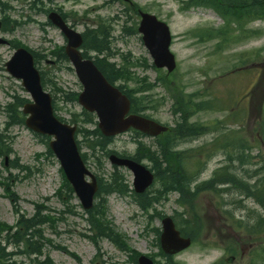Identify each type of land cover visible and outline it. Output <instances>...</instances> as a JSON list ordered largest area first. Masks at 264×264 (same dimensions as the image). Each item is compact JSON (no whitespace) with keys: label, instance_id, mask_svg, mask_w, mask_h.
<instances>
[{"label":"rangeland","instance_id":"1","mask_svg":"<svg viewBox=\"0 0 264 264\" xmlns=\"http://www.w3.org/2000/svg\"><path fill=\"white\" fill-rule=\"evenodd\" d=\"M179 1L133 0L143 10L165 21L170 27L173 37L171 49L175 53L178 63L176 74L171 79L176 80L179 88L184 87L186 93H197L199 95L197 100H207L206 104L211 109L226 108L224 111L203 112L198 115L197 119L203 121L206 126L215 125L216 121L223 122L222 127L219 126L220 131L208 133L202 141L211 142L224 133L230 134V132L239 130L238 133L235 132L234 136H239V139L250 143V138L257 133L256 119L258 117L255 111L251 112L249 93L254 89L258 76L261 74L258 64L264 61V32L259 36L228 44L219 45L218 39L201 40L188 35V32L198 27L218 29L223 26V21L210 10L198 9L182 13L179 10ZM0 2V20L8 14L11 20L20 22L19 28L13 33H4L0 29V39L11 43L20 42L31 50L44 51L45 54H49V51L55 47L66 44L64 37L56 28L45 26L46 15L29 10L23 0H0ZM52 5L62 8V11L68 16V22L79 33L94 26V21L98 19L113 26L111 50H117L119 54L123 55L131 54L136 59L144 58L150 63L151 59L139 34L128 37L124 36L122 32L126 18L123 13L124 5L113 2V0H56ZM116 17L117 21H113ZM134 20V18L129 19L128 26L133 25ZM248 30L263 31L264 22H250ZM246 35L247 33L241 37ZM217 48H221V50H217ZM13 50L11 44L0 45V133L12 141L11 147L15 156L19 159L20 164L28 166L30 171L18 169L6 171L3 162L6 167L9 166L8 161L12 160L14 156H8L5 159L0 155V182H4L7 178L16 182L13 191L19 197L18 208L28 217L34 214V205L39 204L47 207V212L50 215L61 217V214L66 212V208L55 196L61 182L58 163L54 158H46V146L42 139L36 137L24 125L15 124L6 130V124L9 121L4 107L11 102V96L28 99L20 82L9 77L4 70V63L10 58ZM248 54L255 56L254 61H250ZM47 59L54 60L53 56L47 57ZM113 61L117 60L113 59ZM42 65L48 72V78L56 83L57 87L65 92L81 91L74 72L68 69L70 65L62 61L58 65H47L45 62ZM242 65L245 68H240L243 67ZM133 71L138 77L146 76L150 82L159 76L153 70L142 67L134 68ZM129 85L130 87L136 86L132 82ZM50 88L51 86L48 87V89ZM153 94L158 95V98L166 97L168 102L156 114V117L162 123L171 124L173 120L169 113L171 103L168 95L161 87H157ZM57 97L60 107L58 114L65 120L69 121L72 114L81 112V107L77 102H69L64 94H57ZM234 136L229 135L219 141L224 142L225 139L231 141ZM144 141L146 144L150 143L147 139ZM255 146L244 149L243 152L233 150V147L230 146L231 152L235 155L243 154V157H231L230 161L224 155L223 150L217 151L213 159L206 164L205 170L198 180L190 183V188L194 189L195 184L208 179L216 168L224 164H229L233 174L242 177L244 182L249 179V176H252L251 184H261L264 182V146L263 148ZM109 148L118 153L132 154L135 150L132 135L127 134L115 138ZM83 152L90 154L88 149H83ZM143 163L148 165L146 161ZM88 167L96 172L93 158L88 162ZM110 168L106 160V166L101 173L107 174ZM188 170H191V165ZM122 172L131 187L132 175L125 170ZM3 192V187L0 185V222L12 225L15 216L12 205L5 198ZM232 196V198L243 200L246 208L254 210L264 217V208L259 207L252 199H247L243 195L239 196L238 193H233ZM177 197V194L170 195L169 201L157 206V210L166 216H173L175 211L181 212L182 209L175 202ZM224 198H231L230 194L224 195ZM217 201L209 193L199 194L196 200V209L200 215L197 214L202 218L203 226L198 239L200 244L199 246L193 245L187 250L171 256L172 263L212 264L220 258L223 247L220 244V236L231 229V222L221 219V215L216 213H221ZM70 205L71 210L76 213L81 212L80 209H77L79 202L76 198L71 201ZM234 214L245 218L247 211L234 210ZM106 215L112 228L125 236L124 240L132 250L145 256L154 257L157 264H169L168 260L160 255L158 248L157 230H161V223L154 211H149L150 218H147L148 215H144L129 197L122 199L111 195L107 198ZM63 218L57 224L55 230L57 234L46 228L45 236L55 245L66 248L69 253L75 254L80 261L63 251L52 248L44 249L45 255L55 264H135L128 259L130 255L127 252L120 251L105 238L101 239L95 247L87 237L91 233L88 232L89 225L84 218L80 216H63ZM215 232H217L216 236ZM205 245L207 247H203Z\"/></svg>","mask_w":264,"mask_h":264},{"label":"trees","instance_id":"2","mask_svg":"<svg viewBox=\"0 0 264 264\" xmlns=\"http://www.w3.org/2000/svg\"><path fill=\"white\" fill-rule=\"evenodd\" d=\"M43 1L52 2L53 0H34V3H37L40 7L34 5L33 8L38 10L43 9ZM198 8L210 9L224 21V25L220 28H211L206 31V37L208 39H218L219 45L228 44L230 42H241L249 37L259 36L264 32V30H248L250 22L264 21V0H180V11L186 12ZM123 30L126 33H131L133 31L125 28H123ZM133 32H135V29ZM235 33L237 36H235ZM245 33H247V35L241 37ZM83 38V48L97 53L95 58L96 64L105 78L110 83L116 81L127 83L126 86H124V92L131 100L132 109L134 111H141L142 109L139 110L138 106L141 107L146 99L143 97L138 98L136 97V94L146 90L149 91L153 85L148 84L145 79L140 80L136 78L131 72L133 67L140 65L139 62L137 60L133 61L130 55H120V64L109 61L110 58L116 56V53H112L110 50V34L102 24H99L96 29H88L84 33ZM89 41H93L95 44L90 46ZM217 50H221V48H217ZM53 55L57 56L59 60H65L62 50L53 52ZM99 56L103 57L99 58ZM257 57H259V54H257ZM39 58L40 57L38 56L37 61H39ZM142 65L147 66L145 61H143ZM260 65L261 74L258 78L257 87L252 92V101L253 99L257 101L256 110L258 114L261 113L260 116L262 119L258 120V127L261 138L264 141V106L262 104L264 101V61H262ZM160 80H162L163 86L169 89L168 81L164 77ZM129 82L134 83L136 86L130 88L128 86ZM171 90L172 94H176L174 97L176 103L172 112L175 113L177 111H175V109L178 108L185 115L191 104L188 101L194 96L183 95L181 90L174 87H172ZM22 103V100L17 101L10 105V107L16 108L18 105L21 106ZM149 103L151 104L152 100H149ZM84 115L86 117L85 122L93 121L94 117L91 114L84 113ZM17 121L22 122V118L17 117ZM79 133H82L83 135L82 144L86 145V147L93 152L97 148L103 150L110 141L109 138L103 137L97 129L92 131L80 129ZM159 140L160 148L158 154L147 153L143 155V157L147 158L151 163V169L155 175V182H157V188L151 196L146 194L136 200L144 212H147L154 204L166 201L167 194L174 190H177L181 195H184L188 182L191 181L190 174L187 173L185 166L182 163L183 158L181 159L179 153H173L169 148V136L165 135ZM146 151L150 152V150ZM3 152H5L4 154H7L11 152V150L9 148H4L0 139V153ZM82 158L86 161L87 156L82 155ZM11 167L14 169H26L19 166L17 162H13ZM223 171V177H221L220 181L236 182L233 177L234 174L229 172L227 167H225ZM62 178V187L67 193L66 200L64 201V204L66 205L68 199L72 197V190L69 184L65 181L64 176H62ZM217 179L218 178L212 179L207 182H214V180ZM99 180V188L96 195L100 200L94 209L88 212V223L91 225L92 231L95 233L96 237L105 236L113 243L123 248L124 242L121 236L113 232V229L106 220V201L102 196H107L112 193L124 195L127 192V187L124 186L123 177H121L117 171H114L111 174L107 179V182L102 181L101 178ZM0 185L3 187L5 197L12 204L13 211L18 218L14 227L0 222V236L4 234V244L0 243V264H24L22 262H15L13 259L15 256H27L28 264H54L51 259L43 253L44 248L48 245L57 250L64 249L60 246L52 245V241L44 237V227H50L55 231L56 224L59 220H62V217L56 218L50 214H43V211L38 206L35 207V213L31 217H25V214L20 213V209L17 206L19 198L12 190L13 182L6 179L4 182H0ZM179 204L185 207L187 201L181 199ZM69 212L70 211H68V213ZM13 228H16L15 232H13ZM8 245H13L15 251L7 252L6 247ZM31 256L33 258H30Z\"/></svg>","mask_w":264,"mask_h":264},{"label":"water","instance_id":"3","mask_svg":"<svg viewBox=\"0 0 264 264\" xmlns=\"http://www.w3.org/2000/svg\"><path fill=\"white\" fill-rule=\"evenodd\" d=\"M48 19L59 27L68 39L65 52L84 87L79 96V103L84 109L97 115L98 128L103 135L113 136L124 132L129 127L150 135H157L166 130L142 117L132 115L125 118L129 111L128 99L106 82L92 62L82 61L81 55L76 51L82 43L81 36L70 30L58 14L50 13ZM138 31L143 36V42L153 58L155 67L166 68L168 72H171L175 62L168 49L170 44L168 27L158 22L154 16L141 14ZM5 66L6 71L12 76L22 79V85L31 95L33 103L26 104L23 108V113L29 115L26 125L40 134L54 138V141L49 144L50 148L83 208L90 209L97 185L94 176L86 170L78 154L74 141L76 127L62 124L53 116L49 95L42 92L38 73L33 69L31 55L19 49ZM110 161L114 165L125 166L132 171L137 193L144 192L151 184L153 176L144 167L115 156H111ZM86 176L90 178V183L86 182ZM162 227L160 242L164 252L175 254L189 246V239L179 236L170 218L162 221ZM138 262L152 264L145 257H140Z\"/></svg>","mask_w":264,"mask_h":264},{"label":"bare ground","instance_id":"4","mask_svg":"<svg viewBox=\"0 0 264 264\" xmlns=\"http://www.w3.org/2000/svg\"><path fill=\"white\" fill-rule=\"evenodd\" d=\"M95 43L93 41H89V45L93 46ZM234 179L236 180V182H244V180L242 179V177L238 176L237 174L233 176ZM20 258L15 259V262L19 261V260H28L27 256H18Z\"/></svg>","mask_w":264,"mask_h":264},{"label":"flooded vegetation","instance_id":"5","mask_svg":"<svg viewBox=\"0 0 264 264\" xmlns=\"http://www.w3.org/2000/svg\"><path fill=\"white\" fill-rule=\"evenodd\" d=\"M239 248L241 249V246H239ZM242 250V249H241Z\"/></svg>","mask_w":264,"mask_h":264}]
</instances>
